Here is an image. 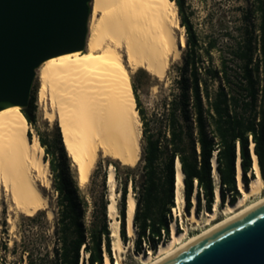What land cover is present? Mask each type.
<instances>
[{
	"label": "trees",
	"instance_id": "obj_1",
	"mask_svg": "<svg viewBox=\"0 0 264 264\" xmlns=\"http://www.w3.org/2000/svg\"><path fill=\"white\" fill-rule=\"evenodd\" d=\"M174 1L181 24L186 28L187 46L180 74L166 102L165 131L151 129L138 89L132 82L144 126L142 171L139 181L131 178L137 198L136 251L143 254H146L144 243L156 250L160 243L171 238L172 222L180 232L173 214L177 206V161L184 173L186 210L191 209L196 195L197 214L203 209L213 210L217 186L223 205L235 203L242 195L237 178L238 159L241 158L243 180L248 185V173L256 175L252 143L264 178V0H249L250 6L243 14L244 30L239 35L229 33L230 41L221 45L215 38L202 41L187 12V0ZM35 101L32 95L29 106L22 108V112L30 125L36 126ZM38 135L57 195L56 241L52 253L48 250L39 259L23 242L28 264H106V254L114 264L109 201L104 200L96 207L88 223L86 213L90 202L74 174L63 141L60 136L50 140L40 129ZM215 168L219 173L218 184L213 175ZM107 177L105 173L104 184ZM126 205L125 183L120 209L125 242L128 241ZM16 249L1 243L0 263L7 264V256L16 253Z\"/></svg>",
	"mask_w": 264,
	"mask_h": 264
},
{
	"label": "bare ground",
	"instance_id": "obj_2",
	"mask_svg": "<svg viewBox=\"0 0 264 264\" xmlns=\"http://www.w3.org/2000/svg\"><path fill=\"white\" fill-rule=\"evenodd\" d=\"M174 0H92L86 51H75L46 60L37 70L40 81L39 103L44 118L58 122L62 141L68 155L78 166L80 182L86 183L101 157L122 165L135 167L142 158V120L137 109L131 74L144 71L158 80L167 77L172 61L182 57L187 46L186 28L181 24ZM30 123L21 106L0 110V214L6 200L8 222L15 227L13 211L34 216L45 210L54 220L45 189L52 185L49 162L44 158L39 135L29 136ZM254 170L248 185L244 183L241 158L238 159V184L243 193L235 203L223 206L226 217L216 221L217 211H208L207 229L195 235L176 231L168 242L160 245L155 254H137L141 264H157L203 235L264 202V196L247 204V200L264 189V178L254 153ZM214 166L216 160L213 158ZM176 202L184 205L185 182L181 164L177 161ZM116 169L111 166L107 182L111 187L108 211L112 248L118 258L127 250L121 234L116 191ZM216 183L219 173L213 171ZM216 198L221 200L219 186ZM197 201L196 195L193 202ZM217 207V205H216ZM137 198L132 190L127 196L126 233L137 236L135 214ZM195 222V213L188 215ZM106 264H111L108 254Z\"/></svg>",
	"mask_w": 264,
	"mask_h": 264
},
{
	"label": "rangeland",
	"instance_id": "obj_3",
	"mask_svg": "<svg viewBox=\"0 0 264 264\" xmlns=\"http://www.w3.org/2000/svg\"><path fill=\"white\" fill-rule=\"evenodd\" d=\"M250 6L249 0H187V12L190 14V17L194 23V28L199 35L200 39L204 42H207L210 38L218 39L219 44H227L229 39V33L233 35H239L241 31L244 30L243 14L244 11ZM256 35L258 31L255 32ZM85 49L84 51H86ZM186 47L182 53V57L179 60L172 61L171 65L167 71V77L165 80L160 81L158 78L153 77L152 75L139 71L131 74L132 82L136 85L142 105L147 112V120L150 123V127L154 131H165V122H164V110L166 107V102L169 99L171 89L174 86L175 79L178 78L180 74V67L184 63V53ZM214 63L217 64V54H215ZM205 64H208V61H205ZM40 87V81L36 77L33 94L35 95V103L37 106L36 110V126L30 125L31 137L34 134L38 135V129H40L43 134L48 137L50 140L56 139L61 135V129L58 122L55 124L50 123L44 118V109L43 106L39 103L38 99V90ZM143 130V123L141 125ZM144 144V136L142 135V149ZM68 153V152H67ZM143 154V151H142ZM69 156V155H68ZM45 157V152H44ZM71 160V165L74 171V174L78 180V183L88 197L90 202V208L86 213V220L90 223L93 219V212L96 207H100L104 200L110 201L111 187L108 185V182L104 184V175L105 173L108 176V172L111 166H114L116 171L117 185L116 195L117 199V208H118V217H121V203H122V188L127 187V196L132 190L135 194V190L132 186L131 178H135L137 181L140 179L141 175V165L142 158L140 162L135 166H126L122 165L118 161H114L108 157H101L99 162L96 164L92 170L89 180L86 183L81 184L79 170L76 163L69 156ZM257 175V174H256ZM50 178L52 180V173L50 171ZM249 183L251 181V173H248ZM106 191V192H105ZM45 192L49 195L51 207L53 208L56 215V191L53 187V184L45 189ZM243 195V193H242ZM261 196H264V189L262 193L254 195L247 200V204L258 200ZM193 206L187 212L186 202L184 205L177 204L176 208H173L174 217L178 219L180 231L186 232L188 235H195L201 233L207 229L215 221H209V216L207 215L208 211L205 209L201 210L199 214L196 212V202H193ZM226 202L224 205L221 204V200H215L213 210L217 211L216 221L222 220L226 217V214L223 212V206L227 205ZM6 200H3V210L0 214V244L8 243V246L11 249L17 248L16 253H9L7 256V264H28L27 254L23 252V242L27 244L29 250L32 251L34 257L38 259L44 255L48 250L52 253L53 247L56 241L55 227H56V216L54 220L48 218L47 212L45 210L38 211L34 216H28L23 213H20L16 210L13 211V217L15 219V227L8 222ZM217 205V207H216ZM195 213L199 218V222L195 223L189 218V214ZM108 212V219L109 211ZM30 217H35L31 219ZM175 229L177 232V226L175 224ZM173 233V223L171 226V235ZM131 239L128 236L127 250L122 252L121 258H118L114 250V264H141L140 261L136 258V239ZM170 239L165 241L168 242ZM18 244V246H17ZM160 243L156 250L149 248L148 243H144V248L146 249V254H156L159 250ZM17 246V247H16ZM85 255V254H83ZM145 255V254H143ZM2 264V263H0Z\"/></svg>",
	"mask_w": 264,
	"mask_h": 264
},
{
	"label": "water",
	"instance_id": "obj_4",
	"mask_svg": "<svg viewBox=\"0 0 264 264\" xmlns=\"http://www.w3.org/2000/svg\"><path fill=\"white\" fill-rule=\"evenodd\" d=\"M91 13L92 0H0V110L29 106L46 60L86 49ZM157 264H264V202Z\"/></svg>",
	"mask_w": 264,
	"mask_h": 264
}]
</instances>
